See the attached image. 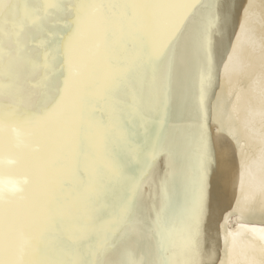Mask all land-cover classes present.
<instances>
[{"label": "snow or ice", "instance_id": "snow-or-ice-1", "mask_svg": "<svg viewBox=\"0 0 264 264\" xmlns=\"http://www.w3.org/2000/svg\"><path fill=\"white\" fill-rule=\"evenodd\" d=\"M184 4L11 0L0 9V97L20 104L35 97L27 109L0 101V169L7 149L31 178L7 196L0 188V264H95L111 225L135 200L139 181L126 160L144 163L138 129L182 104L150 73L137 76L128 53L155 40ZM211 52L210 36L205 71ZM26 86L38 92L25 95ZM206 138L210 146V132ZM195 229L199 246L202 225ZM125 247L121 264H142L138 241L130 237ZM204 264H218L210 245Z\"/></svg>", "mask_w": 264, "mask_h": 264}, {"label": "bare ground", "instance_id": "bare-ground-1", "mask_svg": "<svg viewBox=\"0 0 264 264\" xmlns=\"http://www.w3.org/2000/svg\"><path fill=\"white\" fill-rule=\"evenodd\" d=\"M10 3L0 0V9ZM128 55L137 76L150 73L170 96L180 94L182 104L138 129L144 163L126 160L139 181L135 200L111 225L95 264H121L130 237L139 243L142 264H204L209 245L218 264H264V0H185L155 40L138 42ZM28 92L38 89L26 86ZM0 101L27 109L35 97ZM25 172V162L5 149L6 196L11 185L30 183Z\"/></svg>", "mask_w": 264, "mask_h": 264}, {"label": "clouds", "instance_id": "clouds-1", "mask_svg": "<svg viewBox=\"0 0 264 264\" xmlns=\"http://www.w3.org/2000/svg\"><path fill=\"white\" fill-rule=\"evenodd\" d=\"M0 188H3V190L5 191L7 186L4 185V182L2 180H0ZM20 189V187L18 185H11L10 188H8L7 190L10 191H18Z\"/></svg>", "mask_w": 264, "mask_h": 264}]
</instances>
